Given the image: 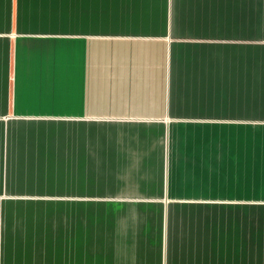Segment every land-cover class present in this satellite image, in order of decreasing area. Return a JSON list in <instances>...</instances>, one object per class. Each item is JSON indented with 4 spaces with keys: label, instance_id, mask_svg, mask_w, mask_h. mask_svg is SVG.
Here are the masks:
<instances>
[{
    "label": "crops",
    "instance_id": "0c3cea01",
    "mask_svg": "<svg viewBox=\"0 0 264 264\" xmlns=\"http://www.w3.org/2000/svg\"><path fill=\"white\" fill-rule=\"evenodd\" d=\"M0 264H264V0H0Z\"/></svg>",
    "mask_w": 264,
    "mask_h": 264
}]
</instances>
